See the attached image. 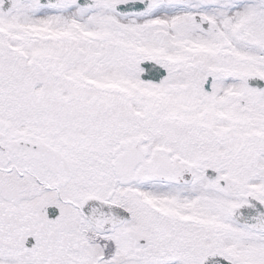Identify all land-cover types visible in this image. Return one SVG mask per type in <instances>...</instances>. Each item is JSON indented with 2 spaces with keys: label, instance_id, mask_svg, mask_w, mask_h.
I'll return each instance as SVG.
<instances>
[{
  "label": "snow or ice",
  "instance_id": "6c2138e0",
  "mask_svg": "<svg viewBox=\"0 0 264 264\" xmlns=\"http://www.w3.org/2000/svg\"><path fill=\"white\" fill-rule=\"evenodd\" d=\"M0 264H264V0H0Z\"/></svg>",
  "mask_w": 264,
  "mask_h": 264
}]
</instances>
